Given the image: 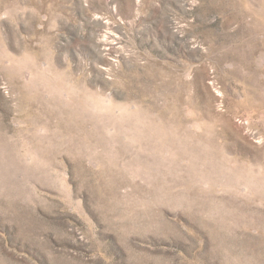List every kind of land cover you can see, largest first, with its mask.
Masks as SVG:
<instances>
[{"label": "rangeland", "instance_id": "374dc122", "mask_svg": "<svg viewBox=\"0 0 264 264\" xmlns=\"http://www.w3.org/2000/svg\"><path fill=\"white\" fill-rule=\"evenodd\" d=\"M0 264H264V0H0Z\"/></svg>", "mask_w": 264, "mask_h": 264}]
</instances>
